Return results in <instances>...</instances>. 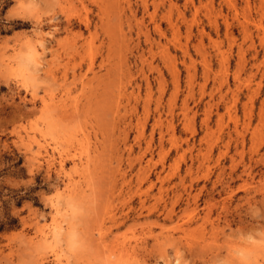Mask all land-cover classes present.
Returning a JSON list of instances; mask_svg holds the SVG:
<instances>
[{
    "label": "rangeland",
    "instance_id": "obj_1",
    "mask_svg": "<svg viewBox=\"0 0 264 264\" xmlns=\"http://www.w3.org/2000/svg\"><path fill=\"white\" fill-rule=\"evenodd\" d=\"M171 2L0 0V264H264V0Z\"/></svg>",
    "mask_w": 264,
    "mask_h": 264
},
{
    "label": "bare ground",
    "instance_id": "obj_2",
    "mask_svg": "<svg viewBox=\"0 0 264 264\" xmlns=\"http://www.w3.org/2000/svg\"><path fill=\"white\" fill-rule=\"evenodd\" d=\"M146 1V0H145ZM144 2V1H143ZM170 2H171V0H170ZM169 3V2H168ZM172 3V2H171ZM143 5L145 6V2L143 3ZM144 9V8H143ZM165 16V15H164ZM175 27V26H174ZM156 28V27H155ZM185 50V49H184ZM224 56V55H223ZM223 61V60H222ZM221 61V62H222ZM174 75V74H173ZM174 83V82H173ZM189 84H190V82H189ZM120 93V92H119ZM35 95L36 94H33V96L35 97ZM52 95H49V96H41L40 98H41V101H42V105H43V107L45 108V109H48L49 110V108H51V109H53L55 106H57V105H54V103L55 102H49V99H53V97H51ZM118 98V97H117ZM218 99V98H217ZM55 104H57V103H55ZM54 105V106H53ZM206 117V116H205ZM208 119V118H207ZM206 119V120H207ZM158 121V120H157ZM188 124V123H187ZM48 159V161L49 162H51V163H54V160H55V157H52V158H50V156H49V158H47ZM73 159V158H72ZM56 161H57V163H58V167H59V169H62L63 168V166H64V164H65V162H66V158H65V156L62 154V153H59L58 154V157L56 158ZM72 195V194H71ZM75 195V194H74ZM58 198H60V196H57ZM74 197V196H73ZM72 197V198H73ZM68 198H70L71 199V197H70V195L68 196ZM68 198H66V199H68ZM65 198L63 199V200H66ZM53 201V203H52V208H53V210H54V212L55 213H58V212H60V210L62 209L61 208V205H59V203H58V201L60 202L61 201V198H60V200L58 199V201H56V202H54V200H52ZM69 199H68V201L66 200V202H68V204L70 205L72 202V199H71V201H70V203H69ZM63 202H65V201H62L61 203H63ZM60 203V204H61ZM64 204V203H63ZM67 204V203H66ZM67 204V205H68ZM68 205V206H69ZM72 205V204H71ZM70 205V206H71ZM63 206V205H62ZM69 206V208H71ZM67 207V206H66ZM73 207V206H72ZM56 226H58L57 228L56 227H54L51 231L49 230V231H45V229L43 228V227H41V228H39L38 229V232H39V236H40V238H41V240L43 239L44 241H46V240H48V239H51V240H55V241H57V240H60V239H62V237H64L65 238V233L63 232V230H62V226H60V225H56ZM64 233V234H63ZM65 235V236H63V235ZM63 238V239H64ZM59 261V260H58Z\"/></svg>",
    "mask_w": 264,
    "mask_h": 264
}]
</instances>
